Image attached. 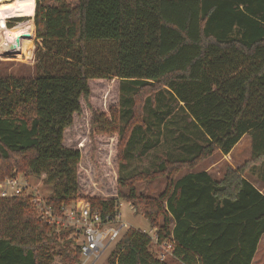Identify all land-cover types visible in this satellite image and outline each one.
I'll use <instances>...</instances> for the list:
<instances>
[{"label":"trees","instance_id":"obj_1","mask_svg":"<svg viewBox=\"0 0 264 264\" xmlns=\"http://www.w3.org/2000/svg\"><path fill=\"white\" fill-rule=\"evenodd\" d=\"M33 12L41 44L33 77L0 75V180L21 174L51 184L44 201L59 217L78 199L113 216L123 200L159 243H172L178 264H250L264 234V194L244 169L227 168L218 180L206 172L173 175L216 150L228 154L248 135L247 167L264 184V0H35ZM99 79L119 81L120 98L130 103L122 124L120 108H90V134L117 133L123 141L119 164L129 133L146 122V104L155 103L153 116L164 114L154 95L161 88L204 144L189 159L118 175L113 197L84 194L77 177L81 152L64 144V131L80 114L81 98L90 107L89 82ZM126 82L138 89L130 94ZM147 88L154 94L144 93ZM161 176L167 183L158 197L136 193L135 183ZM32 199L0 197V264H51L55 257L80 264L76 229L40 218ZM106 264L171 262L151 251L148 234L128 228Z\"/></svg>","mask_w":264,"mask_h":264},{"label":"rangeland","instance_id":"obj_2","mask_svg":"<svg viewBox=\"0 0 264 264\" xmlns=\"http://www.w3.org/2000/svg\"><path fill=\"white\" fill-rule=\"evenodd\" d=\"M12 2L14 0L4 3ZM34 9L35 0H33V11ZM33 17L34 12L31 16L23 18V24L21 23L19 27L10 31L7 30L9 27L5 26L7 17L2 19L3 26H0L1 48L4 47L2 44L4 37L2 36L9 37L7 34L11 35L14 32L15 37L21 36L23 38L18 52L4 54V50H0V75L2 77H22L25 79L33 77L35 53L37 48L41 47L40 42L35 37ZM28 25L32 26L29 27L32 31L26 32ZM119 86L120 83L116 79L90 80L88 97L90 107L81 98L80 114L74 115L72 124L64 131V144L80 149L82 158L77 166V177L82 192L89 196L113 197L116 195V178L118 175L129 177L137 172L156 170L166 162L189 159L197 152L194 147L204 144V137L192 124L182 106L170 100V96L161 88L156 94H153L157 97L155 101L162 99L156 109H162L164 114L159 117L153 116L155 103L148 102L146 104V111H143L144 115L142 116L146 122L135 126L129 133L124 146L125 159L119 164L118 147H121L123 141L119 142L118 134L105 136L90 134L89 132L90 108L106 113L110 109L118 110L120 108L119 111H121L122 116L119 117V123L122 124L126 121V110H129L130 103L124 104L122 102ZM123 86L128 89L130 94L138 89L131 82H126ZM145 91L152 93V90L148 88L144 90V93H146ZM125 93L127 96L128 92ZM135 102L140 105V98H137ZM250 154V138L248 135H243L228 154H222L216 150L210 156L199 160L193 167L179 169L173 176L176 180L186 172L205 170L212 178L218 180L224 175L227 168H243V176L255 184L258 189L263 190L262 193L264 194V184L255 175L256 169H254L255 174H252L250 168L247 167L250 162ZM27 181L29 189L26 193L29 195L44 199L52 192L53 186L45 184L41 178L29 176ZM166 183V176L157 177L151 181H140L135 183L136 193L142 196L158 197L164 191ZM122 191L126 192L127 190L122 189ZM118 212L121 216L120 220L125 222L129 228L141 230L149 236L152 235L154 229L149 227L143 216L136 213L129 203L119 200ZM115 244L116 242L109 244L100 257L95 260L90 257L84 264H106L107 256ZM151 251L155 255H157V251H162L165 256L164 259L171 264H178L176 260L171 258V250L167 246L158 249L151 243ZM79 259L81 263L82 257ZM51 264H63V262L55 257ZM253 264H264V237Z\"/></svg>","mask_w":264,"mask_h":264},{"label":"built area","instance_id":"obj_3","mask_svg":"<svg viewBox=\"0 0 264 264\" xmlns=\"http://www.w3.org/2000/svg\"><path fill=\"white\" fill-rule=\"evenodd\" d=\"M27 189H29L27 177L21 174L0 180V197L2 198L32 196L26 193ZM32 197L36 213L40 218L47 219L49 223H54L56 226H72L76 229L82 257L80 264H84L90 257L94 260L100 257L108 245L117 242L124 231L129 228L125 222L120 220L118 210L113 216L106 214L103 217L99 211L92 210L88 202L78 199L71 206L62 208V216L59 217L46 205L44 199L37 196ZM150 237L151 243L158 249L167 246L171 250L172 243L170 241L159 243L155 231ZM156 257L164 259V252L157 251Z\"/></svg>","mask_w":264,"mask_h":264},{"label":"bare ground","instance_id":"obj_4","mask_svg":"<svg viewBox=\"0 0 264 264\" xmlns=\"http://www.w3.org/2000/svg\"><path fill=\"white\" fill-rule=\"evenodd\" d=\"M7 1H11V0H7ZM32 12H33V0H14V2H12V3H2V4H0V26L1 27L3 26V22H2L3 18L7 17L9 19L10 17H16V16L29 17L32 15ZM29 27H32V26L28 25L26 28V32L28 30L32 31ZM3 35H5V34H3ZM7 35H9V37L2 36V37H4L3 38L4 41H6L7 39H9L11 37H15L14 34H12V35L7 34ZM25 36L27 37V34ZM20 38H22V37L20 36ZM4 41H2V42L4 43ZM0 43H1V41H0ZM1 49H4V47L1 48V45H0V50Z\"/></svg>","mask_w":264,"mask_h":264},{"label":"water","instance_id":"obj_5","mask_svg":"<svg viewBox=\"0 0 264 264\" xmlns=\"http://www.w3.org/2000/svg\"><path fill=\"white\" fill-rule=\"evenodd\" d=\"M7 0H0V4L6 2ZM25 17H16V18H11V19H21ZM4 46V54L7 53H13V52H18L20 49V42L18 38H9L7 41H4L3 43Z\"/></svg>","mask_w":264,"mask_h":264},{"label":"flooded vegetation","instance_id":"obj_6","mask_svg":"<svg viewBox=\"0 0 264 264\" xmlns=\"http://www.w3.org/2000/svg\"><path fill=\"white\" fill-rule=\"evenodd\" d=\"M16 17H24V16H16ZM16 17H11V18H16ZM11 18H7L6 19V21H5V26L6 27H9V28H7V30L8 31H10V30H12V29H14V28H16V27H19L20 26V24L22 23V21H23V18H21V19H11ZM16 31V30H15ZM14 33V32H13ZM13 33H11V35L13 34ZM14 39L15 38H18L19 39V42H21L22 41V39L23 38H20V37H13ZM8 40V39H7ZM6 40V41H7ZM21 46V45H20Z\"/></svg>","mask_w":264,"mask_h":264},{"label":"crops","instance_id":"obj_7","mask_svg":"<svg viewBox=\"0 0 264 264\" xmlns=\"http://www.w3.org/2000/svg\"><path fill=\"white\" fill-rule=\"evenodd\" d=\"M237 143H238V142H237ZM237 143H236V144H237ZM236 144H235V145H236ZM230 151H231V150H230ZM198 172H206V171H205V170H196V171H192V172H186V173L182 174L179 178H181V177H183V176H185V175H187V174H189V173H198ZM206 173H207V172H206ZM207 174H208V173H207ZM179 178H178V179H179ZM253 185H254V187H256V188L258 189V187H257L255 184H253ZM259 191L262 193L263 190L259 189ZM262 194H263V193H262ZM263 237H264V234H262L261 237L259 238V241H258L257 246H256L255 253H254V255H253V258H252L250 264H253V263H254V260H255V257H256V253H257V251H258V249H259L260 243H261L262 240H263Z\"/></svg>","mask_w":264,"mask_h":264}]
</instances>
